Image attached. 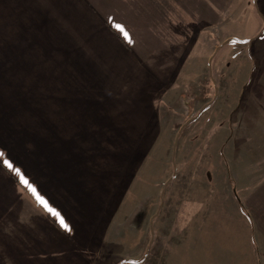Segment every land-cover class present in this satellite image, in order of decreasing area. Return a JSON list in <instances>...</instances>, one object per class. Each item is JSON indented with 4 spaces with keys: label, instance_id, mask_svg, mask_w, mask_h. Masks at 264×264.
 Listing matches in <instances>:
<instances>
[{
    "label": "rangeland",
    "instance_id": "obj_1",
    "mask_svg": "<svg viewBox=\"0 0 264 264\" xmlns=\"http://www.w3.org/2000/svg\"><path fill=\"white\" fill-rule=\"evenodd\" d=\"M250 1L231 0L230 13L216 15L214 51L208 46L197 67L193 63L156 93L167 107L153 110L149 123L104 124L96 136L85 135V144H74L83 126H71L72 160H84L87 147V173L96 174L108 193L91 225L70 237L62 254L25 264H264V198L258 199L264 136H208L204 114L198 128L184 124L204 112L208 95L219 107L258 99L259 93H249L263 62L249 26L258 20ZM45 6L43 0H0V132L29 125L16 84L51 86L57 106L64 85L67 96L79 88L71 78L85 62L63 44L65 32ZM222 15L230 21L223 23ZM229 35L231 45L220 44ZM53 127L56 133L59 126ZM25 237L18 236V249L30 247ZM38 244L31 248H50Z\"/></svg>",
    "mask_w": 264,
    "mask_h": 264
},
{
    "label": "crops",
    "instance_id": "obj_2",
    "mask_svg": "<svg viewBox=\"0 0 264 264\" xmlns=\"http://www.w3.org/2000/svg\"><path fill=\"white\" fill-rule=\"evenodd\" d=\"M43 1L48 12L55 14L51 21L65 32L63 44L74 46L72 55L77 53L85 64L81 66L84 68H75V77L71 78L79 87L73 90L76 92L67 96L71 91L66 85L59 90V106L51 86L32 84L29 91L16 84L17 102L29 110L30 121L28 126L21 124L19 133L0 132V152L4 154L0 157V264H25L40 255L62 254L65 245L70 246L69 238L91 225L101 211L103 194L108 192L103 191L106 188L96 174L87 173V147L84 160L80 155L72 160L77 157L71 155V126L73 130L75 125L83 126L74 134L83 137H77L74 144H85V135L96 136L104 124L149 123L153 110L167 107L156 93L169 79L192 68L193 63L197 67L198 61L206 58L208 46L214 51L216 15L219 18L231 10V0ZM250 7L258 18L252 19L253 24L249 22L255 29L253 36L258 38V64L263 62L258 67V85L250 86L249 93L260 95L222 107L210 99L214 95H208L201 108L205 113L200 115L198 110L184 123L198 128L204 121L202 115H206L208 136H264V0H251ZM225 21H230L229 16L223 17ZM114 24L125 27L130 43ZM227 24L226 30L230 28ZM230 38H223L220 44L230 46ZM250 72L248 69L244 75L249 77ZM87 80L89 83L84 85ZM0 88L4 91V86ZM179 93L182 100V88ZM118 119L121 121L116 122ZM88 125L96 126L95 130L85 129ZM53 126L60 127L56 133ZM5 159L20 169L70 230L63 229L37 203L14 170L3 166ZM263 179L258 181L260 203L264 198ZM18 236L30 238L25 239L30 247L18 249L17 241L22 242ZM38 242L50 248H31Z\"/></svg>",
    "mask_w": 264,
    "mask_h": 264
},
{
    "label": "snow or ice",
    "instance_id": "obj_3",
    "mask_svg": "<svg viewBox=\"0 0 264 264\" xmlns=\"http://www.w3.org/2000/svg\"><path fill=\"white\" fill-rule=\"evenodd\" d=\"M113 27L115 28V30H117L122 35V37L126 41H128L129 43L131 42L130 34L127 32V30L125 29V27L123 25L114 24ZM3 155L4 154L2 152H0V157H2ZM3 166L7 167L9 170H14L15 174H17L19 179H20V183L28 188V190L33 194L37 203L40 204L45 209V211H47L49 214L54 216L57 219L59 225L63 229L70 230L69 226L66 224L65 220L60 215V213L58 211H56L54 208H52L51 205L42 196H40L38 194L35 187L29 183V181L24 177V175L22 174L20 169L14 168V165L6 159L3 161Z\"/></svg>",
    "mask_w": 264,
    "mask_h": 264
}]
</instances>
